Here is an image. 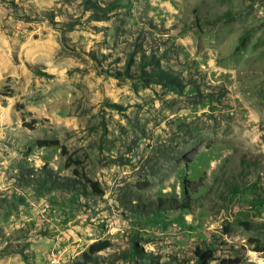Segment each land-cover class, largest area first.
Segmentation results:
<instances>
[{
  "label": "rangeland",
  "instance_id": "1",
  "mask_svg": "<svg viewBox=\"0 0 264 264\" xmlns=\"http://www.w3.org/2000/svg\"><path fill=\"white\" fill-rule=\"evenodd\" d=\"M97 241L264 264V0H0V264Z\"/></svg>",
  "mask_w": 264,
  "mask_h": 264
},
{
  "label": "trees",
  "instance_id": "2",
  "mask_svg": "<svg viewBox=\"0 0 264 264\" xmlns=\"http://www.w3.org/2000/svg\"><path fill=\"white\" fill-rule=\"evenodd\" d=\"M154 77L157 80H159L160 82L169 83L171 85H178L180 83V80L177 77L171 76L169 74L168 75L162 74V72H160V71H158L156 73V76H154ZM35 123H36V121H35ZM38 144L40 146H44L43 142H39ZM63 154L64 155L67 154L65 148H63ZM91 186L95 192H97L98 194H102V191L100 189V185L98 182H92ZM110 246H111V244L108 241H97V242L93 243L90 246L89 253L84 255V261L81 264H97L96 255H98L100 252L108 249Z\"/></svg>",
  "mask_w": 264,
  "mask_h": 264
}]
</instances>
